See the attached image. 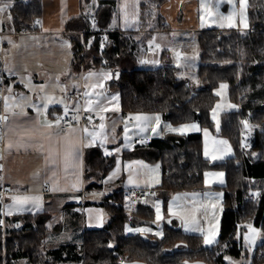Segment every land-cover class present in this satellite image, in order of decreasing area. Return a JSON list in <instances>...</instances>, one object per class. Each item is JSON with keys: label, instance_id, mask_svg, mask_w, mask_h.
<instances>
[{"label": "trees", "instance_id": "trees-1", "mask_svg": "<svg viewBox=\"0 0 264 264\" xmlns=\"http://www.w3.org/2000/svg\"><path fill=\"white\" fill-rule=\"evenodd\" d=\"M167 2L149 0L142 4L143 27L156 23L159 30H171L161 13ZM117 9L118 0H99L92 12H83L67 21L65 36L71 41L76 71L107 68L119 72L109 88L118 91L123 113H159L173 125L198 123L201 129L216 132L212 111L219 99L215 89L222 82L227 83L229 99L238 106L221 116L219 134L233 148V155L225 160L212 161L204 155L202 132L166 134L123 153L126 160L160 164L162 177L157 188L168 194L203 190L207 171L224 172L225 185L211 188L224 193L218 241L206 246L202 235L184 233L174 218L169 219L170 223L166 221L160 237L128 234V225L137 220L153 224L156 213L150 204L137 205L127 212L124 190L119 188L101 203L108 222L101 229L86 230L80 248L67 244L45 250L50 220L46 211L7 217L6 224L0 226V264L21 261L24 264H121V260L147 264L195 261L229 264L227 256L243 259V264H264V0H248L247 30L212 27L193 36L200 60L197 84L179 78L180 68L169 50L160 53L156 68L137 67L140 45L137 34L111 28ZM41 13L40 0H14L8 14L11 15L9 28L36 32ZM79 32H84L82 41ZM243 121L258 126L249 147L241 145ZM115 161V156L106 155L100 147L86 149L87 190L103 188L102 180ZM253 191L259 192L256 199L245 201V194ZM166 208L165 200L164 211ZM243 224L254 225L262 234L261 241L251 250L243 239ZM54 229L58 230L59 226Z\"/></svg>", "mask_w": 264, "mask_h": 264}, {"label": "crops", "instance_id": "crops-1", "mask_svg": "<svg viewBox=\"0 0 264 264\" xmlns=\"http://www.w3.org/2000/svg\"><path fill=\"white\" fill-rule=\"evenodd\" d=\"M40 1L42 4V13L40 19L41 24L39 26L40 31L38 34L29 36L28 33H25L27 35L17 37L13 34V30L9 28L8 33H10V36L12 37L9 39L11 43L8 42L9 44L7 45L6 42L8 37L6 35L4 37V47L7 45V52H4V55L1 54L2 73L5 78L3 96H22L27 98L22 105L27 115L20 116H14L11 114L12 111L19 112V108L11 109L9 112H5L3 100L0 101V113L9 117L8 125L12 126L28 119H35L36 113L31 107H29V105L43 104L44 101L40 98L44 95L53 96L58 100L63 99L65 103H67L69 109L74 108L78 101L81 105H83L85 101V98L80 96H78L73 102H69L67 100V94L72 90H77L75 85H79L80 92L85 91L86 81L83 77L88 73L83 72L82 70L76 71L73 68V51L71 43L64 42L59 39H53L52 37H56L58 35L64 37L66 34L67 21L73 17L81 15L83 12H89L84 10L82 0ZM196 2L198 4V11L195 15L196 22L192 25L183 24L186 21V19H183L181 21V26L174 31L171 28L170 32H177L182 34L181 36H184L185 34H192L194 36L201 30L218 27L213 21H206L204 18L202 21L201 17L203 16L204 9L201 7V0H196ZM207 2L214 3L215 0H207ZM237 7H239L238 2ZM231 11L232 6L230 4L224 3L219 5V12L225 15L229 14ZM246 13L248 23V4ZM163 15L165 17L164 11ZM212 17L215 18V16ZM202 23L203 27L201 26ZM236 24L237 26L233 27L235 29H239L241 31L248 29L243 28L242 24H240L239 17L236 18ZM222 29L230 28L223 27ZM0 33H6V26H3V30H1ZM43 37H50L51 39H43ZM38 40H41L42 42ZM67 44H70L71 47H67ZM13 45L17 46L20 50V55L17 54L16 56V63L13 60H7V58L13 54L11 52H14V47H12ZM47 46L52 47V50L62 49L63 56L62 54L52 57L45 56V58L42 59V54L46 50ZM191 55L192 54H190V52H181L180 59H189ZM173 57L176 61L177 56L175 53L173 54ZM176 63H179V61ZM22 70L26 72V78H20ZM110 73H112V71ZM113 76L114 73H112L111 79L105 81L106 94L108 96H119V93H112L109 88V83L113 80ZM57 77L59 78L58 83ZM52 81L57 83V87L54 89L49 86V93L45 94V92L41 91L38 87L39 85L47 86ZM58 84L67 85L66 91L62 92ZM9 87H11V92L8 91ZM28 87H33L34 89H29ZM96 91L99 92L101 90L96 89ZM9 103L13 102L9 101ZM104 103H106V101H104ZM53 107L58 108L51 110ZM110 107H118L119 110L108 111L106 113L93 112L91 113L93 116V123H88L85 127L79 125L73 126L75 128V137L79 138L84 135L82 132L84 128L87 127L89 130H92L94 126H98L101 123L98 118L99 115H104L106 117L104 123L106 126L105 131L108 133V139L103 144L97 141L95 145L82 147L81 163L78 169V179L77 175L73 174V169L69 168L68 171L65 172L62 159V149L60 148L59 141L54 135L59 131V129L55 126L51 129H44L43 135L33 137L32 139L35 143L30 142L29 144H25L20 147L16 146V141L20 138L14 136L12 133H8L4 141L0 142V156L3 157L0 159V168H2V170H0V176H2L3 185L8 191V195L4 197L3 200L2 197H0V220L3 221L0 226H4L6 224L7 217L9 216L16 214H36L46 211L50 214V220L48 221L49 231L45 237V250L48 252L61 245L67 244L77 245L80 248L83 243V235L86 230L101 229L109 220L107 212L101 206L105 197H108L119 188L124 191L131 188H143L148 190L149 195L146 205L150 204L155 209L156 219L153 224H142L139 220L135 221L134 224L128 225L129 229H133V231L126 229L129 231L128 234L142 233L160 237L162 236L160 234H163V228L166 221L174 218L178 222L179 228H181L184 233L202 235L197 231L185 230L187 225L184 221L190 220L193 216H195L196 220L205 232L209 231V229H218V234L215 236L216 241H218L220 221L223 212L224 193L223 191H215L211 188L213 186L225 185V173L221 171H207L206 173H223V175H204L206 188L203 190L168 194L164 190L157 188L161 183L162 177L160 164H150L143 160H126L123 158V153L127 150H132L137 145L147 144L153 138H160L166 134H176L167 131V125L180 127L184 124L173 125L166 121L159 113H130L131 117H135L136 115L160 116V126L157 129V131L160 132L159 135L153 134L151 129L147 132L139 133L138 129L135 127L137 122L134 119L130 122L129 118H127L123 113L121 109L120 96L119 101H114ZM63 112L64 108L61 104L49 105L48 119L53 120L55 116L63 115ZM81 112L84 111L81 110L78 115ZM71 114L72 113L70 112L69 115ZM114 122L115 129L113 131ZM125 122L131 129L128 133L129 136L132 137L131 141H125L124 139L123 129L125 127ZM196 124L201 129L200 125L198 123ZM6 128L7 125H5L4 129L6 130ZM199 132L203 133V129L197 132H188L187 134ZM49 134H52V139H48ZM142 138H144L143 142H141ZM23 139L27 140L28 138L24 137ZM9 142L13 143V147L11 149L7 146ZM41 143L43 144V148H40L39 146ZM126 144H130L131 146H125ZM90 147H100L106 155H109L107 153L111 152V155L115 156L116 159L114 166L102 180L103 188L98 190H87L86 188L85 151ZM116 149H119V151H116ZM50 154L56 160L55 165H52L50 161L46 159ZM226 155L225 159H227L230 155L232 156L233 152L230 151L226 153ZM129 164H132L131 168L127 167ZM117 168L120 169L119 174L112 176L113 172H115ZM109 177L112 178L108 179ZM129 177H131L133 183H129ZM73 184H76L75 188L72 187ZM49 187H55L63 190L50 191L48 190ZM193 193L199 194L197 197L198 202L195 204L191 202V194ZM205 194H210L214 197V199L209 200L208 196ZM15 195L40 196L42 198V207L38 211L25 210L22 212H14L12 215H5L4 212L7 210L6 206L12 204L11 197ZM216 197H218V199ZM165 200L167 201L166 211H164ZM201 204H203V207H201ZM157 205L160 208L159 214H157L156 211ZM126 206L125 209L127 212H131L135 208V206L128 205L127 208ZM27 207L30 209L31 205ZM170 209L175 211L177 215H170ZM193 209H196V211H193ZM56 226H59L58 230L54 229ZM138 228L149 229L150 231H135V229ZM19 264H24V261L19 262ZM72 264L81 263L78 262Z\"/></svg>", "mask_w": 264, "mask_h": 264}, {"label": "snow or ice", "instance_id": "snow-or-ice-1", "mask_svg": "<svg viewBox=\"0 0 264 264\" xmlns=\"http://www.w3.org/2000/svg\"><path fill=\"white\" fill-rule=\"evenodd\" d=\"M94 2V0H92ZM237 2L239 7H237ZM230 4L232 6V11L225 15L221 12H219V5L221 4ZM247 4L248 0H215L214 4H209L207 0H201V7L206 11L208 16H215V19L213 20L214 23L217 24L218 27H229L233 28L236 27V18L239 17L240 24H242L243 28H248L247 23ZM8 4L4 3L0 5V13H4L7 9ZM138 0H133V3L131 4V13L129 11V3L128 0H125L124 4L122 5V10L124 12V24L127 27H132L133 24L138 19ZM11 19L10 15L8 17ZM203 16L201 17L203 21ZM37 23H40L37 21ZM203 27V23L201 25ZM11 43V41H9ZM67 47H71L70 44L66 45ZM149 48H156L160 49V45L156 44L155 38H153L151 41H149ZM177 60H180V53H176ZM141 63H149L147 60L141 61ZM152 63H157V61H152ZM177 67H180V64L177 63ZM112 78V73H96L90 71L86 76L83 77V79L86 81L85 83V91L80 92L79 91V85H75L77 91L76 95L85 98L84 104L81 105L79 101L77 102V105L69 109L67 103L63 99H56L53 96L44 95L40 99L44 101L43 104H30L29 107H31L34 112L36 113L35 119H28L25 120L19 124H15V126L8 125V119L9 117L7 115H0V126L7 125L6 130L3 127H0V142H3L5 137L8 135V133H12L14 136L20 138L16 141V146H24L25 144H29L30 142L35 143L33 141V137L38 135H43L44 129H51L54 126L59 129L61 123L63 122L65 124V128L56 132L54 135L56 139L60 143V148L62 149V159L64 163L65 172L68 171L69 168L73 169V174L78 176V169L80 167L81 163V155H82V147H87L91 145H95L97 141L99 143L103 144L108 139V133L105 131V119L106 117L104 115H99V120L101 123L98 126H94L92 130H89L87 127L82 130L83 136L76 138L75 137V128L72 126V122H78L80 117L78 113L83 110L84 112L89 113V115L86 117L88 123H93V116L91 113H106L108 111H118V107L112 108L110 107L114 101H119L118 95H112L108 96L106 94L105 90V81ZM59 82V78L57 77V83ZM61 91H66L67 85H59ZM41 91L46 87V85H39L38 86ZM222 88H226L227 85H221ZM96 89H100L101 91L97 92ZM9 92H11V87L8 89ZM26 97H16V96H9L4 97L0 95V100H3L4 105V111L9 112L11 109L19 108V112L12 111L11 114L14 116H20V115H27V113L24 111L22 105L23 102L26 100ZM9 101H12L13 103H9ZM106 101V103H104ZM52 104H61L64 108L63 115L55 116L53 120L48 119V107ZM219 105H217V108ZM231 107H236L235 105H232ZM72 113L71 116H69V113ZM42 118V119H41ZM213 118H215V112L213 113ZM130 119H134L137 123L135 127L138 129L139 133L147 132L149 129H151V132L153 134L159 135L160 132L157 131V129L160 126V116H147V115H136L135 117H130ZM245 125V128L250 131V127L248 125L247 121L243 122ZM217 127L219 125L217 124ZM115 129V122L113 123V131ZM131 129L129 128L128 124L125 122V127L123 129L124 132V139L125 141H131L132 137L129 136V132ZM167 131L171 133H176L179 135H185L188 132H197L201 131L199 126L196 123H187L180 127H172L171 125H167ZM204 136L208 137L209 133L207 130H203ZM24 137H27L28 139H23ZM86 137V139H85ZM48 139H52V134L48 135ZM143 139H141V142H143ZM214 145V150L210 155V159H216L217 154H224L231 151L230 146L227 145V141H212ZM8 148L11 149L13 147V143H8ZM40 148H43V144L41 143ZM125 146H131L130 144H126ZM116 151H119V149H116ZM107 154L111 155V152H108ZM205 155L209 156V152L207 147L205 148ZM3 157L0 156V159ZM52 165H55L56 160L52 157L50 154L49 157H47ZM128 168L132 167V164H129L127 166ZM2 170V168H0ZM154 171V170H153ZM120 169L117 168L115 172H113L112 176H116L119 174ZM206 176L210 175H218L222 176L223 173L213 174V173H206ZM112 177H109L108 179H111ZM223 182V181H221ZM129 183H133L131 177H129ZM138 186V185H137ZM73 188L76 187V184L72 185ZM50 191H56V190H63V189H57L55 187H49ZM208 196L209 200L214 199L210 194H205ZM254 196H258L259 193H253ZM199 194L193 193L191 194V202L195 204L197 201V197ZM218 199V197H216ZM179 199V198H177ZM12 204L6 206V211L4 212L5 215H12L14 212H22L25 210H40L42 207V198L40 196H27V195H15L11 197ZM31 205V208L29 209L27 206ZM201 207H203V204H201ZM214 207V205H213ZM157 214L160 212V208L157 205L156 207ZM193 211H196V209H193ZM170 215H177L175 211L172 209L169 210ZM159 218V215H158ZM171 221L169 220V223ZM185 224L187 225L186 231H197L200 232L204 237V243L211 245L216 242L215 236L218 234V229H209V231L205 232L202 228V226L199 224V222L196 220L195 216H193L190 220H185ZM3 221L0 220V224H2ZM19 225H17L18 227ZM247 230L249 232H252L254 234H257V230L252 227L251 224L246 226ZM129 231H133V229H128ZM137 232H145L150 231L149 229H135ZM159 234V233H158ZM162 235V234H160ZM245 239L248 241L249 244H252L255 240V235L252 237L245 236ZM109 247H112V245H109ZM121 264H125L124 260H121Z\"/></svg>", "mask_w": 264, "mask_h": 264}, {"label": "rangeland", "instance_id": "rangeland-1", "mask_svg": "<svg viewBox=\"0 0 264 264\" xmlns=\"http://www.w3.org/2000/svg\"><path fill=\"white\" fill-rule=\"evenodd\" d=\"M26 1V0H25ZM99 0H94V2H92V0H82V4H83V8L84 10H87L89 13L93 11V9L97 6ZM149 0H138V19L136 20V22L133 24L132 27H127L124 24V12L122 10V5L124 4L125 0H118V9H117V15L116 17L113 19L111 28L115 29V28H119L121 30H126V31H130L132 33L137 34V38L140 41V45H139V49H138V65L137 67L139 68H156L157 66H159V54L160 52L164 51V50H169L172 52V54L175 53H181V52H190L191 57L189 59H180L179 60V64H180V72H179V78L184 79L188 82H192L197 84L198 78L196 76V72L198 69V66L200 64V60H199V55H198V48H197V44H195V38L193 37L192 34H185L184 36H181L182 34H179L177 32H170L169 30H159L156 27V23H152L149 27H143L141 21V12H142V4L147 3ZM191 1V2H190ZM7 3L8 7L5 10L4 13H0V31L3 30V26H6V33L5 35L8 37L7 38V45L9 44V39L12 38L9 32V22L11 21V19H9L8 14L10 13L11 8L13 7V3L14 0H0V5ZM129 3V11L131 13V4L133 3V0H128ZM209 4H214V3H210ZM165 14V18L168 24H170L171 28L174 30H176L177 28H179V26H181V21L183 19H186V21L183 24H194V22H196L195 20V15L198 11V4L196 2V0H168L167 3H165L162 7H161V13ZM203 17L206 21H213L215 18L214 17H208L206 14V11L203 10ZM40 30H36V32H29L28 35H35L38 34ZM8 33V34H7ZM24 35L27 34H18L17 37H22ZM13 36V35H12ZM53 39H59L61 41L64 42H70L69 38H66L65 36H56V37H52ZM153 38H155V42L156 44H159L161 47L160 49H156V48H149V41H151ZM43 39H51L50 37H43ZM15 41V40H14ZM41 41V40H38ZM42 42V41H41ZM183 43V44H182ZM7 45L5 47H3L4 49H0L1 54L4 55V52H7ZM14 47V52L12 51L11 53H13L11 56H9L7 58L8 61H14L15 63L17 62L16 60V56L17 54L20 55V50L17 48V46H12ZM183 47V49H182ZM63 56V52L62 49L59 50H52V47H48L46 48V50L44 51V53L42 54V59L45 58V56L47 57H52V56H57V55H61ZM146 58V59H145ZM143 60H147L149 61V63H141V61ZM157 60V63H152V61ZM177 59L174 62L177 65ZM90 71L92 72H98V73H110L111 70L107 69V68H100L98 70H87V71H83L86 73H89ZM24 72V73H23ZM113 73V72H112ZM27 74L25 71H21L20 73V78H26ZM114 79V76H113ZM57 83L52 81L50 82L44 89L43 91L46 93H49L48 89L49 86L51 88H56ZM221 85H227V83L222 82L216 89L215 92L216 94L219 96L218 102L216 103L215 107L213 108L212 111V120L215 123L216 126V132H211L209 130V136L203 138V149H204V155H205V148L207 147L208 152H209V156H206L208 158H210L211 153L214 150V145L212 143V141H227V145L230 146L231 151L233 152V148L230 144V142L223 137L222 135H220V125H221V116L223 113L234 110L236 108H238V106L231 102V100L229 99V95H228V85L226 88H222ZM108 87V85H107ZM29 89H34L33 87H28ZM109 91V89H108ZM112 93H118V91L116 89L112 90ZM217 105H219V107L217 108ZM232 105H235L236 107H231ZM215 112V118H213V113ZM244 122V121H243ZM248 122V121H247ZM217 124L219 125V127H217ZM248 125L250 127V131H248L245 128L244 123H242V130H241V134H242V140H241V145H243V147H249L250 145V138L252 136V133L258 129V126L256 124H251L250 122H248ZM227 156L226 153L224 154H217L216 159H211L212 161H218V160H223L225 159ZM229 156V155H228ZM231 156V155H230ZM229 156V157H230ZM227 157V158H229ZM223 158V159H221ZM256 193H259L258 191H256ZM125 205L126 208L128 207L129 203L125 201ZM249 225V224H248ZM252 225V224H251ZM247 224H243L242 225V235H243V239L245 242V245L249 248V250L255 248L257 246V244L261 241L262 239V234L259 228L255 227L254 225H252L253 228H255L257 230V234H254L252 232H249L246 228ZM127 229H129V226H127ZM127 231V230H126ZM129 231H127L128 233ZM255 235V240L252 244H249L248 241L245 239V236L248 237H252ZM217 242V241H216ZM215 242V243H216ZM213 243V244H215ZM211 244V245H213ZM206 246H211L208 244H205ZM226 260L229 264H243V262L245 260L240 259V260H234L230 257H226Z\"/></svg>", "mask_w": 264, "mask_h": 264}, {"label": "built area", "instance_id": "built-area-1", "mask_svg": "<svg viewBox=\"0 0 264 264\" xmlns=\"http://www.w3.org/2000/svg\"><path fill=\"white\" fill-rule=\"evenodd\" d=\"M11 17V15H10ZM40 23H37V26H40L41 24V21H39ZM94 23L96 24L97 22L94 21ZM25 33H28L27 31H21V32H17V31H13V34L15 36H18V34H25ZM83 35H84V32H79V36H80V39L82 41V38H83ZM4 37H5V34L4 33H0V49H2L4 47ZM102 37L103 39L106 38V33L103 32L102 33ZM4 88H5V78L3 76V73L1 72L0 73V95L3 96L4 94ZM77 90H72L70 91L68 94H67V100L69 102H73L78 96L75 94ZM2 101V100H0ZM125 116L127 118H129V121L132 122L133 119H130L131 115L130 113H124ZM0 115H2L0 113ZM89 115V113L87 112H81L79 114V121L78 122H72V126H75V125H79V126H82V127H85L88 125V121L86 119V117ZM71 116V115H69ZM0 127H5L4 126H0ZM65 128V124L62 122L60 127H59V131L64 129ZM253 193H256V191H253V192H249L247 194H245V201H251V200H254L256 199L257 196H254ZM8 195V191L5 189L4 185H3V178L2 176H0V197H2V200L4 197H6ZM148 190L146 189H143V188H131V189H127L124 191V199L126 202L129 203L130 206H137V205H146V202L148 200ZM255 251H253L254 253Z\"/></svg>", "mask_w": 264, "mask_h": 264}, {"label": "water", "instance_id": "water-1", "mask_svg": "<svg viewBox=\"0 0 264 264\" xmlns=\"http://www.w3.org/2000/svg\"><path fill=\"white\" fill-rule=\"evenodd\" d=\"M118 76H119V72L117 71L114 73V79L116 80ZM125 264H147V263L141 262V261H126ZM186 264H207V263L203 261H195V262H189Z\"/></svg>", "mask_w": 264, "mask_h": 264}]
</instances>
